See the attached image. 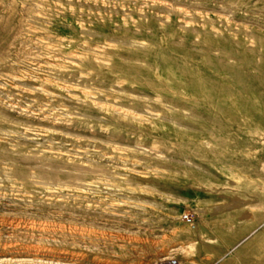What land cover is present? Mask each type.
<instances>
[{
  "label": "rangeland",
  "instance_id": "obj_1",
  "mask_svg": "<svg viewBox=\"0 0 264 264\" xmlns=\"http://www.w3.org/2000/svg\"><path fill=\"white\" fill-rule=\"evenodd\" d=\"M0 195V264H264V0H0Z\"/></svg>",
  "mask_w": 264,
  "mask_h": 264
},
{
  "label": "built area",
  "instance_id": "obj_2",
  "mask_svg": "<svg viewBox=\"0 0 264 264\" xmlns=\"http://www.w3.org/2000/svg\"><path fill=\"white\" fill-rule=\"evenodd\" d=\"M182 219L186 221L188 224L194 223V219L190 215H184ZM157 264H180V263L176 257L171 256V257H167L166 259H161L160 262Z\"/></svg>",
  "mask_w": 264,
  "mask_h": 264
},
{
  "label": "bare ground",
  "instance_id": "obj_3",
  "mask_svg": "<svg viewBox=\"0 0 264 264\" xmlns=\"http://www.w3.org/2000/svg\"><path fill=\"white\" fill-rule=\"evenodd\" d=\"M223 68V67H222ZM222 70V69H221ZM260 76V75H259ZM66 187V186H65ZM73 189V188H72ZM74 195V194H73ZM1 196V195H0ZM76 196V195H75ZM86 201V200H85ZM25 230V229H24ZM189 247V246H188ZM188 247H186V249L188 248ZM179 250V248H174L172 251L174 252V251H178ZM157 252H159L158 250H157ZM156 252V253H157ZM159 255V254H158ZM157 255V256H158ZM161 255V254H160ZM169 257V256H168ZM160 258V257H159ZM161 260V259H160ZM30 263V262H29ZM181 264V263H180Z\"/></svg>",
  "mask_w": 264,
  "mask_h": 264
}]
</instances>
